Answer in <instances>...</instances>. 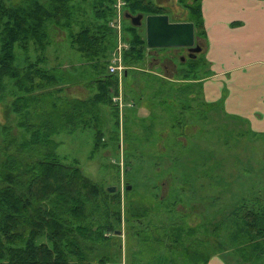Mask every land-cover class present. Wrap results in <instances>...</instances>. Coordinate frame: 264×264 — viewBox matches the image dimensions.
Masks as SVG:
<instances>
[{
	"label": "trees",
	"instance_id": "trees-1",
	"mask_svg": "<svg viewBox=\"0 0 264 264\" xmlns=\"http://www.w3.org/2000/svg\"><path fill=\"white\" fill-rule=\"evenodd\" d=\"M90 1L49 0L42 4L40 0H0V101L6 98L5 81L9 80L16 92L11 93L12 104L4 108L6 112L23 115L19 126L31 133L30 142L18 145L12 139L5 141L4 148L10 151L13 146L21 154L29 146L37 151L36 158L32 154L23 157L20 152L17 155L6 153V160L0 163V264H93L95 261L116 264L118 260L114 257L121 258L124 254V225L128 236H138L140 250L134 252V263L149 259L148 264H179L178 261L184 259V264H208L217 250L193 251L194 244L189 240L195 244L200 240L194 229L188 231L189 239L183 243L180 227H173L164 238L147 233L142 226L150 215L147 208L143 209L128 193L110 194L105 186L83 173L78 161L65 164L56 153L59 145L52 138L78 131H92L91 157L108 147L101 106L113 109L116 119L113 138L120 145V109L113 102L114 96L119 95L120 83L117 76L107 73L117 46V34L111 24L118 2L94 0L89 4ZM186 1L181 0L188 9V22L195 24L196 35L206 43L203 0ZM122 2L130 14L162 13L149 0ZM88 5L92 8L94 23L88 22L80 32L72 33L71 38L75 51L92 69V74H88L81 67L82 75H90L87 88L93 95L88 100L60 98L56 96L58 91L52 89L65 84L66 79L54 70L42 68L49 46L45 41L46 23L60 25L65 19L64 27L71 30L74 16L80 14L87 20L89 10L85 7ZM123 28L124 42L128 45L124 65L134 69L124 75V85L129 75L144 65L149 49L144 29L127 26L126 20ZM31 43L38 53L37 62L21 70L16 66V47L20 46L30 63ZM197 59L179 68V71L182 69L181 77L192 84H201L211 76L209 69L204 77L198 76V67L205 70L206 65H201ZM187 89L188 96L197 94L195 87L187 86ZM125 95V100L127 96L138 97L135 92ZM200 97L204 100L203 93ZM117 172L120 177L118 166ZM234 213L231 224L235 228L227 238L245 263L261 262L264 258V211L260 214L241 204ZM154 244L159 247H153ZM117 247V252L112 251ZM160 250H166L167 255L161 256ZM169 252L173 253L172 258L168 257Z\"/></svg>",
	"mask_w": 264,
	"mask_h": 264
},
{
	"label": "rangeland",
	"instance_id": "rangeland-1",
	"mask_svg": "<svg viewBox=\"0 0 264 264\" xmlns=\"http://www.w3.org/2000/svg\"><path fill=\"white\" fill-rule=\"evenodd\" d=\"M40 1L42 4L49 3V0ZM85 8L89 10V21L78 14L73 18L71 30L64 27L65 19L60 25L50 21L46 23L45 41L49 42V46L42 68L54 70L66 79L65 84L52 89L58 91L56 96L60 98L88 100L93 95L92 90L87 88V77L90 75H82L81 67L88 74H92V69L75 51L71 38L72 33L80 32L88 22L94 23L92 8L89 5ZM122 11L124 15L129 12L126 5ZM176 13L179 19L189 20L187 11ZM172 15L175 19L176 16ZM125 20L127 26L131 25L123 17V27ZM115 21L116 18L113 24ZM196 39L198 44L206 46L199 36ZM30 47V63L20 46L16 47V66L21 70L37 62L36 47L33 43ZM163 52L165 50L153 53L161 59ZM197 58L201 65H206L205 70L198 67L196 71L199 77H204L208 71L205 54L199 53ZM180 65L175 61L171 66H177L175 70L164 71L147 56L144 65L136 68L124 85L125 73L119 77L115 75L119 79L120 91L119 95L114 96L113 102L118 104L115 99L121 96L123 104V108L119 106L120 145L113 138L116 131L113 109L101 106L99 109L104 119L108 147L91 157L93 133L91 130L78 131L73 135L53 137L59 145L56 153L65 164L78 161L83 173L107 190L116 187L115 193H128L143 209L147 208L150 215L142 224L147 233L164 238L172 232L173 227H180L183 230V243L189 239L188 231L194 229L200 239L197 244L200 245L189 240L194 244L191 246L193 251L217 250L212 258L217 257L224 264H252L245 263L227 235L235 228L231 223L236 207L243 204L254 212L262 214L264 211V134L254 129L248 118L228 116L225 102L223 105L222 102L212 103V106L207 107L205 100L200 97L204 84H192L190 80L183 79L180 75L182 69L178 70V67L182 68ZM128 70L134 69L128 67L126 75ZM5 82L6 98L0 101V163L6 160V153L17 155L20 152L23 157L32 154L36 158L37 151H32L30 146L22 154L13 146L9 152L4 148L5 141L12 139L18 145L31 141V133L19 126L24 116L6 112L4 108L8 103L12 104L11 93L16 92L11 81ZM187 86L195 87L197 94L188 96ZM258 91L260 93V88ZM134 92L138 97L127 96L126 101L125 94ZM191 93L194 94V91ZM234 106L240 108L238 104L234 103ZM117 166L120 167V177ZM125 170L128 171L125 173ZM128 186L132 187L131 191L127 190ZM240 209L238 213H241ZM124 228L125 225L122 227L124 254L121 258H118L119 255L114 257L118 260L115 263L148 264L149 259L133 262L134 252L140 250L138 236H128ZM153 247L159 245L154 244ZM112 251L117 252L118 247L115 250L112 248ZM160 254L166 256L167 251L160 250ZM168 257L172 258L173 253L169 252ZM254 262L264 264V258L261 262ZM98 263L95 261L93 264ZM178 263L184 264L185 261L180 259Z\"/></svg>",
	"mask_w": 264,
	"mask_h": 264
},
{
	"label": "crops",
	"instance_id": "crops-1",
	"mask_svg": "<svg viewBox=\"0 0 264 264\" xmlns=\"http://www.w3.org/2000/svg\"><path fill=\"white\" fill-rule=\"evenodd\" d=\"M203 3L211 74L202 81L205 103L225 102L228 116L246 117L264 134V0ZM208 264L224 263L214 257Z\"/></svg>",
	"mask_w": 264,
	"mask_h": 264
},
{
	"label": "water",
	"instance_id": "water-1",
	"mask_svg": "<svg viewBox=\"0 0 264 264\" xmlns=\"http://www.w3.org/2000/svg\"><path fill=\"white\" fill-rule=\"evenodd\" d=\"M143 15L134 18V26H141ZM146 42L148 49L189 48L196 57L202 47L196 44V29L192 22L172 23L167 15H150L145 20ZM128 186L127 190L131 191ZM109 193H115L116 187H110Z\"/></svg>",
	"mask_w": 264,
	"mask_h": 264
},
{
	"label": "flooded vegetation",
	"instance_id": "flooded-vegetation-1",
	"mask_svg": "<svg viewBox=\"0 0 264 264\" xmlns=\"http://www.w3.org/2000/svg\"><path fill=\"white\" fill-rule=\"evenodd\" d=\"M150 2H152L156 7H158V9H161L160 11H162V13L160 14H143V13H137V14H130V12H126L125 15L123 14L124 12L122 11V15L125 17V19H127L129 21V23L134 26V18L143 15V19L141 20L142 25L141 26H134L136 28H140V29H145V20L146 17L150 16V15H167L170 19V22L172 23H186L188 21H183L181 18L179 19V15L176 12H180V11H187L188 9L185 7V5H183V3L181 2V0H149ZM176 1V2H175ZM190 3L194 2L195 0H187ZM173 3V4H172ZM123 8V6H122ZM121 8V9H122ZM174 14L176 16L175 19H173V15ZM172 19V20H171ZM197 36V35H196ZM198 42L196 39V44L195 47H197ZM202 47V52L204 53V46L200 45ZM165 50V52H163V58H157L156 56H154L153 52H158V51H163ZM166 55V56H165ZM193 53L190 51L189 48H173V49H149V52L147 54L148 58L151 61H155L158 63V66L165 70L168 69H172L175 70V68L177 67H171L173 62L175 63V61H178V64H181L180 67L184 64H189L191 61H194L199 54L196 55V57H193ZM175 60V61H174ZM176 65V64H175ZM179 70V67H178Z\"/></svg>",
	"mask_w": 264,
	"mask_h": 264
},
{
	"label": "built area",
	"instance_id": "built-area-1",
	"mask_svg": "<svg viewBox=\"0 0 264 264\" xmlns=\"http://www.w3.org/2000/svg\"><path fill=\"white\" fill-rule=\"evenodd\" d=\"M124 4L121 0H118L116 5V21L112 24V28L116 31L117 34V46L112 56L111 64L109 65V72L113 75L123 76L127 68L124 65V52L125 48H127V44L124 42L123 39V26H122V6ZM115 101L119 104L120 108H123L122 98L121 96Z\"/></svg>",
	"mask_w": 264,
	"mask_h": 264
}]
</instances>
